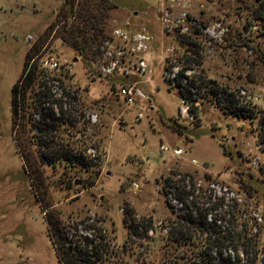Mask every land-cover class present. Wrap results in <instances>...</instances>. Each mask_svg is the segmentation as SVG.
Instances as JSON below:
<instances>
[{
	"label": "rangeland",
	"instance_id": "obj_1",
	"mask_svg": "<svg viewBox=\"0 0 264 264\" xmlns=\"http://www.w3.org/2000/svg\"><path fill=\"white\" fill-rule=\"evenodd\" d=\"M253 1L0 0V264H60L52 242L74 264H199L197 246L210 230L231 237L223 250L240 264H264V148L256 119L249 124L223 110L226 90L264 111V29L254 23ZM121 29L150 37L145 73L121 80L144 95L132 105L117 96L120 77H100V54L91 55ZM75 41L91 49L87 56ZM74 59L71 69L62 67ZM181 70L192 104L169 82ZM193 77L197 90L189 89ZM22 78L12 114V86ZM209 80L213 96L204 88ZM30 91L44 98L34 108L56 117L60 104L78 108L87 130L96 125L89 141L90 130L76 134L97 172L92 186L85 178L93 172L40 163L35 130L25 125L41 120L40 109L21 108ZM71 114L61 123L75 124ZM200 213L213 223L202 234L180 217Z\"/></svg>",
	"mask_w": 264,
	"mask_h": 264
},
{
	"label": "trees",
	"instance_id": "obj_2",
	"mask_svg": "<svg viewBox=\"0 0 264 264\" xmlns=\"http://www.w3.org/2000/svg\"><path fill=\"white\" fill-rule=\"evenodd\" d=\"M65 5H67V8H68L67 13L71 14L72 13V2L68 3L66 1ZM252 5L255 6V12H256V15L254 16L255 18L254 23L257 26L264 29V0H254L252 2ZM246 7H250V6L248 5ZM76 41L80 42L81 40L76 39ZM76 41H75V44L77 43ZM99 46L97 48H94L95 50L94 49L92 50L91 55L93 54L95 55V53L99 49ZM76 47H77V44H76ZM77 48L79 50V54L83 55V57L84 55L87 56L89 52L91 51L90 48L79 49L80 46H78ZM86 49H88L89 51L87 54L86 52L84 53V50L86 51ZM186 69L188 70V68H185V70ZM57 72L60 73L59 70H57ZM184 77L185 76L183 74V71L181 70L180 72H177L174 75V77L169 80V82L171 83V87L176 89L181 101L185 102L186 104L188 102L192 104L195 102V99L190 98L191 95L187 90L188 88H186L184 84L185 83ZM23 78L24 80L25 78L27 80V83L24 88L26 89L30 88L31 78L29 77V75L23 76ZM23 78L21 80H19L20 79L19 78L17 83L12 86L11 99H10L12 114L13 113L15 114L17 111V108L21 106L19 102L20 96L19 94H16V93L20 88H23L22 86V81H24ZM26 80L24 81L23 84H25ZM196 80L197 79H195L194 77L192 78V81H191L192 83L190 82L189 89H193L194 87L196 90L198 89L199 86L196 84ZM204 83H205L204 88L208 89L210 94L213 96L215 94V90L212 85L214 82L212 80H209ZM28 94L29 95L27 97L22 96V101L24 99L23 103L26 104L27 106L25 108L26 110L24 111V107H21V108L23 112H26L28 110L30 111L29 113L30 114L32 113L31 115H33L37 113L36 111L39 108L37 106L34 108V104L38 102L37 105L40 104V106H42L44 104V101H43L44 98L40 99L39 98L40 94H38L37 100H34L35 94H32L31 91ZM223 94L227 96V99H226L227 106H224V107L222 106L224 108V109L222 108L224 110V113L232 114L238 118L246 120L249 122V124H253V122L256 119V129L258 130L256 133L257 143L259 146H262L264 148V111H259V112L255 111V106H250L249 104L240 103L239 99L235 98L234 94H232L231 92L226 93V90H224ZM64 97L67 100H70V104L73 103L74 105H76L74 102H76L77 98L73 96V93L70 92V90H67L65 92ZM71 106L68 105V107H71ZM71 108L72 110L70 111L66 109L63 110L62 105L60 104L59 109H58L59 116L57 117L54 116V113L52 112L51 108H46L44 109V111H41V109L39 108L40 111L38 114H40L41 120L35 123L33 119L32 118L30 119L29 117L26 119L25 125L29 127L30 131L35 130V132H33L34 136L32 135L31 139H33L36 142L37 146L41 148V152L38 155L41 164H45L46 165L45 167H51V168L54 167L55 165H58L60 167L62 166L64 170L68 172H74V173H76L77 171H80L81 169H83V171L85 172H89V173L93 172L95 173V175L91 173L89 177L85 178V182L89 184L90 186H92L95 180L94 177L97 175V172L93 170L92 163L87 160L88 155L85 154L87 148L82 147V145H84L83 142L85 141V139H83L82 140L83 142L80 143L81 138L78 139L76 137V134L78 133L80 135H83V138H84L87 131L90 130L88 132L89 134L86 135L87 141H89V137L94 135V130L96 128V125L89 126V129L87 130V128L85 127L86 122L84 121L79 122L80 121L79 116L83 117V112L79 111L78 108H74V107H71ZM72 112H74V114L78 116L77 121H75L76 123L75 124L71 122H68L66 124L61 123L63 122L61 121V118H64V117L69 118L70 116L73 115L71 114ZM48 121H51V124L49 123L50 125L47 124ZM79 125H84L83 127H81L82 128L81 130L78 127ZM170 125L173 131L177 132L179 135H183L184 132L183 130H181L183 129V127L179 126L176 123H170ZM64 126L72 127L73 131L68 132V130ZM49 128H52V130H49ZM51 131H52V136L49 134ZM55 140H57V143H55ZM90 147L95 149V151L98 153V151L96 150V147H97L96 145L94 146L95 148L93 146H90ZM74 148H77V149L80 148V149L78 151V150H73ZM95 156L98 157L97 154H95ZM27 175L29 177L28 171H27ZM38 177H39V174L37 175V178ZM74 183H79V182L74 181ZM67 185L70 186L71 184L67 181L66 186ZM29 189H30V192H32L33 196H35L36 194L35 190L32 189L31 187ZM35 202L37 203L38 201L35 200ZM206 216H208L207 213H204V214L200 213L198 216L197 215L192 216L191 214H187L185 216H180V217L184 220L185 223L193 225L194 227H198V230L202 234L206 232V230L212 227L213 225L211 221L206 222ZM214 221H216V219ZM46 224L48 226L47 220H46ZM145 230L147 231V229ZM208 233L211 234L210 237L208 238L203 237L201 241H199V245L197 246L198 251L195 254V258L197 259L199 264H240L241 260L238 257V255L230 256L229 254H226V252L223 250V244L225 243V241L227 243H230L232 241L231 237L225 236V235L221 236L219 235V232H216L214 230H210V232ZM48 235L52 242V239H53L52 233L48 232ZM84 239L88 240L89 238L88 239L84 238ZM52 246L55 247V252L57 254V257L62 256L59 260L60 264H74L72 262L73 257L70 254L65 253L66 256H64L62 252L61 253L58 252L61 250V245L58 246L57 244L56 246L55 243L52 242ZM227 247H226V250L229 253H232L230 248H227ZM68 259L70 260V262Z\"/></svg>",
	"mask_w": 264,
	"mask_h": 264
},
{
	"label": "built area",
	"instance_id": "obj_3",
	"mask_svg": "<svg viewBox=\"0 0 264 264\" xmlns=\"http://www.w3.org/2000/svg\"><path fill=\"white\" fill-rule=\"evenodd\" d=\"M149 41L150 37L142 32L133 34L127 29L114 30L96 52L100 54L94 62L99 76L106 79L120 77L117 96L126 105L134 104L137 97L138 99L144 97L136 85L123 83L121 80H128L131 76L145 73L147 66L142 54L147 50ZM75 62L63 61L61 65L65 69H71ZM46 64L53 70L58 68L55 62L46 61ZM178 152L175 151V153Z\"/></svg>",
	"mask_w": 264,
	"mask_h": 264
},
{
	"label": "water",
	"instance_id": "obj_4",
	"mask_svg": "<svg viewBox=\"0 0 264 264\" xmlns=\"http://www.w3.org/2000/svg\"><path fill=\"white\" fill-rule=\"evenodd\" d=\"M76 60L74 59L73 62H75Z\"/></svg>",
	"mask_w": 264,
	"mask_h": 264
}]
</instances>
